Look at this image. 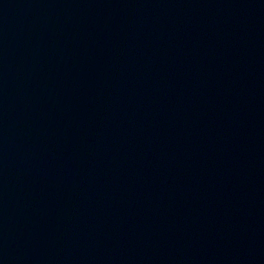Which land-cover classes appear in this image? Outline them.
I'll return each instance as SVG.
<instances>
[{
  "label": "water",
  "instance_id": "1",
  "mask_svg": "<svg viewBox=\"0 0 264 264\" xmlns=\"http://www.w3.org/2000/svg\"><path fill=\"white\" fill-rule=\"evenodd\" d=\"M0 264H264V0H0Z\"/></svg>",
  "mask_w": 264,
  "mask_h": 264
}]
</instances>
